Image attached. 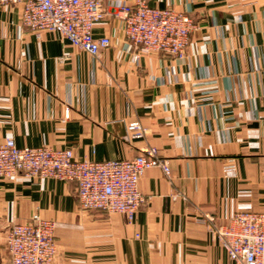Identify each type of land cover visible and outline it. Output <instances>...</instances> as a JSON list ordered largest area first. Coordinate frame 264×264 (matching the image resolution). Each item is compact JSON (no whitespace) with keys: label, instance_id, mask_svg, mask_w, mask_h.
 Listing matches in <instances>:
<instances>
[{"label":"crops","instance_id":"crops-1","mask_svg":"<svg viewBox=\"0 0 264 264\" xmlns=\"http://www.w3.org/2000/svg\"><path fill=\"white\" fill-rule=\"evenodd\" d=\"M148 3L197 23L184 57L134 60L111 7L94 27L111 45L96 57L23 28L21 6L0 9V144L69 148L93 161L153 147L173 170L172 179L145 173L134 222L81 211L75 183L0 177V264L10 227L36 214L56 224L55 264H236L201 220L264 212V0ZM136 121L147 130L141 139L128 133Z\"/></svg>","mask_w":264,"mask_h":264},{"label":"built area","instance_id":"built-area-1","mask_svg":"<svg viewBox=\"0 0 264 264\" xmlns=\"http://www.w3.org/2000/svg\"><path fill=\"white\" fill-rule=\"evenodd\" d=\"M21 6V25L40 36L55 32L73 47L99 56L111 45L108 37L96 38L95 25L105 19L107 8L117 9L126 39L125 49L134 60L152 53L174 58L185 56L197 23L191 15L172 7L159 8L148 0H0V9ZM64 118H70L69 108ZM132 139L143 138L147 130L138 121L128 125ZM160 169L168 179L173 170L170 160L156 148L142 150L130 159L93 161L76 159L72 149L51 146L19 147L14 140L0 144V177L16 181L25 176L38 180H58L76 184L81 211L117 213L134 222L146 201L140 182L151 169ZM225 171H235L230 162ZM185 197L183 193L176 194ZM208 224L236 264H264V212H237L226 224L206 215ZM54 221L36 214L27 222L14 223L8 232L6 264H55L58 244Z\"/></svg>","mask_w":264,"mask_h":264}]
</instances>
